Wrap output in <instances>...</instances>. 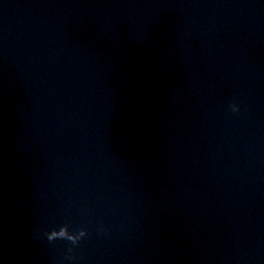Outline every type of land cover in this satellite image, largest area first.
Listing matches in <instances>:
<instances>
[{"label":"clouds","instance_id":"clouds-1","mask_svg":"<svg viewBox=\"0 0 264 264\" xmlns=\"http://www.w3.org/2000/svg\"><path fill=\"white\" fill-rule=\"evenodd\" d=\"M227 110L232 114H237L241 111V106L236 100H232L227 105ZM102 231H106V229H102ZM88 230L86 228H78L74 231H69L68 227L61 226L59 229H52V230H44L41 233V238L46 239L48 242H53L57 239H64L69 241L71 245H77L82 238L88 235ZM73 252V248L69 246L65 253L64 259L72 260L73 257L70 255Z\"/></svg>","mask_w":264,"mask_h":264}]
</instances>
